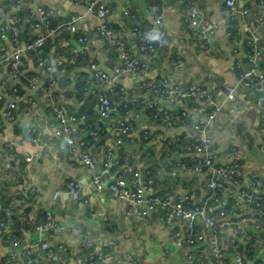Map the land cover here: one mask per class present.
I'll list each match as a JSON object with an SVG mask.
<instances>
[{"label": "crops", "instance_id": "1", "mask_svg": "<svg viewBox=\"0 0 264 264\" xmlns=\"http://www.w3.org/2000/svg\"><path fill=\"white\" fill-rule=\"evenodd\" d=\"M86 1L27 0L23 10L18 12V25L24 41L32 40L39 30L45 32L44 26L35 27L37 14L30 17L26 12L29 3H37L50 10L52 24L81 15L80 27L91 42L87 44L77 34L64 29L49 38L40 50L24 54L22 70L37 73L45 83L48 82V72L37 67V57L45 55L53 61L59 57L64 59L62 64L56 63L53 67L57 79L54 94H59V98L31 90L23 77L16 81L20 93L16 99V119L0 121V218L9 209L12 212V230L25 243L38 239L34 226L45 220L46 209L52 211L63 229L58 233H47L46 240L52 250L41 259L43 264H84L88 252L98 246L94 242L99 240L108 242L103 248L104 264H113L124 251L144 264H209L207 243L191 247L186 242L180 246L173 243L172 231L182 229V223H165L162 217L166 209L163 206H157L148 215L141 216L132 210L129 200H120L111 194L108 188L111 177L104 178L106 187L97 191L93 173L107 174L102 171L100 159L108 147H112L115 154L126 162L138 167L150 164L160 169L154 174L158 195L177 197L186 194L197 199L206 194L202 184L204 174L188 178L186 171L175 166L177 158L187 164L196 161L195 152L184 150V143L177 140L181 136L192 137V120L181 124L177 118L171 122L154 119L151 109L140 105V99L148 95L144 85L148 78L167 76L172 83L198 81L213 92L226 83L235 82L239 73L250 68L254 61L258 69L264 71V24L259 28L255 26L261 17L264 0H238V11L229 18V24L225 20L228 11L225 0H108L106 20L117 36L126 39L128 52L144 59L147 64L141 73L121 77V83L128 89L124 98L126 106L122 105L123 98L118 93L110 92L105 84L93 79L89 68L91 59L105 73L112 74L114 67L121 63V57L116 46L97 40L100 18L86 11ZM191 5L200 9L204 23L209 26L206 47L200 46L198 39L192 37L187 28L185 15ZM246 9L248 11L244 13ZM156 14L162 15V26L170 34V43L156 52H144L139 47V40L131 35L132 26L138 21L144 28ZM246 22L255 30L257 50L249 43ZM0 43L8 50L14 48L9 31H0ZM176 62L181 68H174ZM7 72V68L0 67L1 76L5 77ZM101 94L111 101L110 119L127 118L132 124L130 133L119 134L109 127L108 121H104L97 139L88 135L89 126L98 119L97 104ZM256 97L254 88L238 87L234 99L224 105L226 115L219 116L208 127L215 161L221 164L238 160L245 184H250L251 179L264 173V105L258 104ZM28 98L33 99L34 104ZM156 100L169 104L161 97ZM54 107H61L67 113L86 115V119L76 126L75 136L78 141L86 142L85 148L96 160L93 172L78 160L65 134L53 133L56 125ZM167 107L174 113L186 107L195 111L196 116L201 114L199 109L204 111L209 108L204 102L191 98ZM33 127L38 128L40 133L37 139L28 141L25 133ZM147 128L150 133L145 136L143 131ZM8 139L19 153L38 149L41 158L31 164L11 163L5 145ZM114 170L111 168L108 176ZM70 180L80 184L82 197L89 198L90 202L73 201L64 192ZM23 182L26 187L22 186ZM33 185L38 188L36 191L31 190ZM57 191L59 193L55 196ZM146 195L142 206L147 204ZM238 202L237 191L222 194L221 204L226 209L236 210ZM251 214L257 216L255 210ZM253 225L254 222H250L246 232L251 240L244 238L243 243L225 242L222 236L228 259L242 253L248 264L264 261V224L259 229ZM196 226L203 228L201 220L196 221ZM86 237L94 241L89 246L83 244ZM60 241L67 245L65 252L55 247ZM14 249L11 238L6 236L0 242V264H15L16 260L10 256ZM37 251L35 246V255ZM22 261L23 257L19 256L18 262Z\"/></svg>", "mask_w": 264, "mask_h": 264}, {"label": "built area", "instance_id": "2", "mask_svg": "<svg viewBox=\"0 0 264 264\" xmlns=\"http://www.w3.org/2000/svg\"><path fill=\"white\" fill-rule=\"evenodd\" d=\"M27 0H0V31L11 33V39L14 42V48L8 50L5 45L0 43V67L7 68L6 76L0 75V121H14L16 119V99L20 96L18 80L23 77L31 90H39L47 93L49 97L59 98V94H54L56 77L53 74V67L64 62L62 57L53 61L48 56L40 55L37 57L36 65L38 68L45 69L48 72V82L45 83L37 73H25L23 68V56L29 51H38L54 34L66 29L77 34L81 40L87 44L91 42L89 37L80 27L81 15L74 18L63 19L52 24L51 12L48 8L37 3H29L27 6V15L33 17L37 14L38 21L35 27L38 29L42 26L45 32L38 31L36 36L30 41L21 39V29L18 25V12L23 10V4ZM238 0H225L228 8L226 15V24H229V18L235 16L238 11ZM108 0H87L85 2L86 11L96 14L100 21L97 24L98 41L107 45H114L119 50L121 63L114 67L112 74L105 73L100 66L91 59L89 68L92 71L93 79L99 84H105L109 91L118 93L122 99V105L126 106L124 101L128 89L121 83V77L130 73L138 74L146 67V61L134 54L128 52L125 47V38L116 35L114 28L106 20L109 12L107 6ZM261 17L257 20L255 26L259 28L264 24V3ZM248 10H244L246 13ZM186 25L190 35L196 39L200 46L206 47L208 38L206 32L208 25L203 21V15L196 5L188 7L185 15ZM162 15L156 14L148 25L143 26L136 21L132 26L131 35L140 42V49L144 52H156L158 48L168 46L170 43V34L162 26ZM247 31L250 34L249 43L257 50V37L251 24L245 23ZM83 52V50H81ZM175 69L181 68L176 62ZM17 81V82H16ZM238 87L254 88L257 91V103L264 105V71L258 69L257 63L246 70H243L237 76L235 82L226 83L221 87L211 91L198 81H192L188 84L172 83L167 76L148 78L144 89L148 95L140 99V105L151 109V115L154 119H161L162 122H171L175 118L179 119L181 124L192 120L193 135L187 138L184 143V150L195 152L196 161L192 164L185 163L181 158L175 160V166L182 168L187 172L188 178L204 174L203 186L206 188V194L195 199L189 195L165 197L160 196L155 191V173L160 169L150 164L145 166H135L121 159L115 154L112 147H108L100 164L106 175L93 173V182L97 191L103 190L105 186L104 178L111 177L108 188L111 194L120 200H129L131 208L137 214L146 216L157 206H163L166 211L163 220L167 224L175 221L182 223V229L172 231V241L175 245L180 246L186 242L190 247L197 246L203 242L209 245L210 262L209 264H248L246 257L242 253H236L232 259H228L224 253L225 245L222 242V236L225 242L234 244L242 242L244 238L251 240L247 234V226L254 222V228L259 229L264 224V173L250 180V184H245L241 178L242 172L238 160L229 163H218L212 153V138L209 134L208 127L219 116L226 115L225 103L235 97ZM54 96H53V95ZM161 97L169 102L171 106L177 105L185 98H191L204 102L209 108L201 111L196 116L195 111L189 108H181L174 113L166 104L157 102L156 98ZM61 99V97H60ZM29 102L34 104L33 99ZM178 107V106H175ZM56 116V125L54 134H65L68 138V144L77 156L78 160L87 166L92 172L96 168V160L91 153L85 148L86 142L78 141L75 136V129L79 122L86 119L85 114L67 113L61 107H54ZM112 104L107 96L101 94L97 104L98 119L88 128V135L97 139L104 121L109 122V127L119 134H127L132 130V124L127 118H121L116 121L110 119ZM264 118V109L262 112ZM38 128H28L25 136L28 141H34L39 135ZM149 128L144 129L143 134L148 136ZM120 142V139H118ZM5 145L9 150V161L15 165L20 162L28 164L36 163L41 158L40 150L23 151L19 153L15 150L11 140H6ZM111 168L114 172L108 176ZM22 186L27 185L23 182ZM260 188V189H259ZM38 188L33 185L31 190L36 191ZM237 191L239 194L238 208L228 210L222 206V194H231ZM73 201L81 200L84 203L90 202L87 197H82L80 184L75 180H70L67 189L64 191ZM59 192L55 193L57 196ZM147 194V195H146ZM144 195L147 196V204L142 206ZM93 210V207H91ZM256 211L257 216H253L251 211ZM201 220L203 228L196 226V221ZM12 212L6 209L5 216L0 218V242L6 236L11 238V244L14 250L10 252L11 258L15 259V264H43L41 259L52 250L51 244L46 240L47 233L62 231L63 226L58 224L52 211L46 209L45 220L34 226L38 234V239L23 242L17 233L12 230ZM229 236V237H228ZM92 239L86 237L83 240L84 245H91ZM98 246L89 251L86 255L84 264H104L105 254L103 248L107 246L106 240L94 242ZM253 243V242H252ZM38 251L34 254V247ZM59 251L65 252L67 245L60 241L55 244ZM23 257L22 263L18 262V257ZM191 259V254L189 255ZM51 264H57L52 262ZM113 264H144L140 263L130 252L124 251L113 262ZM253 264H264V261H257Z\"/></svg>", "mask_w": 264, "mask_h": 264}, {"label": "trees", "instance_id": "3", "mask_svg": "<svg viewBox=\"0 0 264 264\" xmlns=\"http://www.w3.org/2000/svg\"><path fill=\"white\" fill-rule=\"evenodd\" d=\"M102 124H103V123H102ZM102 126H103V125H102ZM177 140L180 141V142H182V143H185V142L187 141V138L181 136V137H179ZM183 146H184V144H183Z\"/></svg>", "mask_w": 264, "mask_h": 264}]
</instances>
